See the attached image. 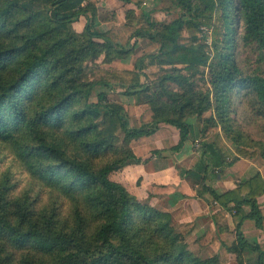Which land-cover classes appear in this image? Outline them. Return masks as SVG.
<instances>
[{"label": "trees", "instance_id": "obj_1", "mask_svg": "<svg viewBox=\"0 0 264 264\" xmlns=\"http://www.w3.org/2000/svg\"><path fill=\"white\" fill-rule=\"evenodd\" d=\"M121 1L136 7L140 2ZM175 2L183 13L165 23L124 10L126 26L145 21L151 31L136 27L130 38L147 36L159 46L138 57L132 70H117L97 61L127 58L134 44L123 45L95 28L93 2L0 0V264H221L217 254L190 250L169 212L140 203L110 177L122 164L192 147L204 171L198 193H208L218 212L232 218L231 250L238 260L256 252V264H264V251L241 231L245 220L262 225L264 166L222 193L205 184L208 171L230 167L240 157L258 154L264 162V0ZM81 18L79 29L74 24ZM201 25L210 30L212 58L195 41ZM184 32L190 37L182 41ZM155 62L161 72L150 80L144 68ZM89 63L96 66L93 78L85 72ZM196 76L206 89L195 86ZM120 94L149 106L147 128L130 126ZM208 110L212 115L202 117ZM190 116L205 124L199 142ZM162 124L177 131L176 144L135 156L129 141ZM217 126L233 141L230 160L220 133L205 134ZM248 126L263 138L251 137ZM44 191L46 201L40 200ZM218 214L212 213L215 224Z\"/></svg>", "mask_w": 264, "mask_h": 264}, {"label": "crops", "instance_id": "obj_2", "mask_svg": "<svg viewBox=\"0 0 264 264\" xmlns=\"http://www.w3.org/2000/svg\"><path fill=\"white\" fill-rule=\"evenodd\" d=\"M88 1L94 3V0H88ZM102 1L107 2V4L111 7L110 9H112L110 11L113 14L111 15L112 16L111 18H109L110 16H108V18H104V17L101 18L106 23L110 22V27L107 29L98 28L96 25L97 18H95L94 21L95 28L99 29L100 31L107 32L108 35L112 37L115 41L120 42L117 39L116 30H112V23H114L115 25L122 26L124 32L126 30L128 31L129 29L130 33L126 37V40L120 43H123V45H126L127 42H129V44L132 45L134 44L133 54H131L130 56L124 59H115L111 63L107 64L108 68H114L117 70H132L134 67V63L138 57L142 55L154 54L159 46L158 42L149 40L147 36H138L137 38L135 37L130 38L131 33L136 27L142 26V30L146 34H151V31L147 28L145 21H141L139 24L134 23L133 26H126L124 10L127 7L133 8L136 15L140 13H144L146 15H149L150 20L161 21L164 23L170 21L171 19L177 18L179 16V12L182 11L181 8L176 4L175 0H159V3L157 5L155 4L154 6H150L148 9H144L146 8L143 7L144 4L145 6H147V4L153 3L154 0H133V1H140L139 7H136L135 5L125 6L123 1L121 0H102ZM168 1L169 3H167ZM98 12L99 10L97 9V14ZM144 22L145 25L143 26L142 24ZM80 28L82 27H79V29ZM145 61H147L146 64L150 63V60L148 58L145 59ZM125 62H127V65L123 67H119L120 66L119 64H125ZM143 105L147 106L150 112L146 120L148 123L151 119V110L148 105L146 104ZM187 120L193 126V123L190 121V119ZM142 126L143 125H141L140 128H142ZM157 131H159V136H158L159 141L157 142L159 143V145L157 143H154L152 145L151 150H155V149L165 150V149H169L171 146L176 144L178 139V133H176L177 131L175 132L173 130V127L162 124L160 128H158L154 133H156ZM162 131H165L166 134L167 132H169L170 136H167L165 138L163 137L161 139ZM152 135L153 134L146 136L147 140ZM193 135L195 142H197L196 141L197 138L195 137L196 135H195L194 127H193ZM194 155L197 154L192 147L187 152H183L182 154L180 152L174 153L173 156L162 154V156L153 158L145 163H140L141 164L140 167L144 170L146 175H154L156 173H164V174L173 173L171 172L170 169H165V166L161 168L162 165H166L169 162L172 163V161H170L166 157H170V158L173 157L174 161H176L177 163L175 165L176 168L181 169V166H183L186 168L185 172L187 173V175H193L192 172L189 171L191 169L189 165V161L191 160L192 162V160L195 157ZM254 158L256 157H253L250 160L244 159L243 161L245 163L240 159L237 160L227 169L224 168L222 170H216V171L213 170V172H217L216 173L217 175L214 179H211V184H210L211 187L215 189L217 192L222 193L225 192L230 187H232L234 183L249 177L255 170H259L260 172H262L264 163H261L258 166L255 164V161H253ZM178 164H180L181 166ZM191 164L195 166V170L198 172V178L204 175L203 167L199 162V154L197 155V160H195ZM197 164H199V166ZM240 164L243 165L241 166ZM177 175H178L177 180H180L181 179L180 175L179 174ZM195 176H197L196 173ZM188 179H189L188 177L182 178L183 181ZM165 180L167 181H164L162 183L163 185L166 184V182L167 183L171 182L168 181L169 179L167 177L165 178ZM180 188L181 186L178 189ZM193 196L194 198H190V201L188 200L189 202L187 203L183 202L181 205L177 204L174 207H169L168 205H165L161 208L162 211H167V212L177 211L178 214L177 216L184 217L190 222V228L188 230L189 232L185 233L184 235L186 242L189 244L190 250L199 247V249H201L199 254L202 253L203 250L205 251L204 254L205 256L217 254L221 264H224V259H228V260L230 259L232 263L235 262L233 264H256V258H257L256 252L242 254L241 262H239L237 257L236 260L233 258V256H236V254L231 250V247L235 243V231L231 216L227 212L222 210L218 212L219 210L218 205L215 203L214 200H212V198L208 193L206 192L196 193V195L193 194ZM182 199H184V197ZM259 201L261 203L262 213L264 214V193L261 197H259ZM214 212L219 213L217 224H215L212 220V213ZM172 216H173L172 218L173 223L178 224L181 222L180 220H178V218H175L176 214H173ZM241 231L244 235L245 240L250 245H258L261 251H264V219L262 221L261 227L259 228L255 226L253 221L245 220L241 226ZM224 233L227 234V237L224 236ZM192 241H198V242L192 243Z\"/></svg>", "mask_w": 264, "mask_h": 264}, {"label": "rangeland", "instance_id": "obj_3", "mask_svg": "<svg viewBox=\"0 0 264 264\" xmlns=\"http://www.w3.org/2000/svg\"><path fill=\"white\" fill-rule=\"evenodd\" d=\"M159 3V0H154L153 3H149L147 4V6L144 9H148L150 6H154L155 4L157 5ZM169 3V1L167 2ZM151 4V5H150ZM94 5L96 7V9L99 10L98 14H97V21H96V25L98 28L101 29H107L110 27V22L106 23L104 22L101 18H108V16H110L109 18H111L113 15L110 11L112 9H110L111 7L107 4V2H104L102 0H94ZM183 12L180 11L179 15H181ZM84 23L83 18H81L80 20H78L77 23H75L74 25L76 27H82V24ZM143 26L145 25V22L142 24ZM116 28V29H115ZM199 29H203V32H193V34L195 35V41H199L201 42V44L204 46V51L206 54L209 55V58H212V56L214 55V52L212 51V46H211V39L209 37V33L210 30L209 27L205 26V25H201L199 27ZM112 30H116L117 32V39L120 42H124L126 40V37L129 35L130 30L128 29V31L126 30L124 32V29H122V26L119 25H115L114 23H112ZM190 34L188 32H184L182 34V41L189 39ZM197 42V43H199ZM247 56V54L243 53L242 57ZM135 57V55H134ZM256 56L254 54H251L249 56V59L253 60ZM134 59V58H132ZM157 62V61H156ZM155 62V64L153 66H149L144 68L145 73L148 75L150 80H153L155 75L159 74L161 71H158V66L157 63ZM252 62V61H251ZM147 61L144 62V65H148L146 64ZM97 65H100V67H104L107 68V64H102L100 62V59L97 61ZM119 67H123L125 65H127V62H125V64H119ZM96 66L94 64L89 63L88 66L86 67V74L89 75L90 78H93L94 76L92 75H96ZM202 70L204 72V76L206 75V71L207 68L202 67ZM200 76H196L194 83L195 86L198 89H206L207 85L204 81H202L200 78ZM119 91H122V88L118 87L117 88ZM118 100L122 106V111L123 113H129L130 114V126H136L139 127L141 125L142 128H147L150 123H151V119L150 121L147 123V118H148V114L150 113L147 106L143 105V103H136L135 99L132 96L129 95H124V94H120L118 96ZM209 115H212V110H208L206 111L202 117H207ZM188 119H190V121L193 123V127H194V131H195V137L197 138L196 141L199 142L200 140H202L201 138V129L204 128L205 124L202 123L201 118H198L197 116H190L188 117ZM147 123V124H146ZM140 125V126H139ZM173 130L176 132V130L173 128ZM213 131H218L221 135L222 140L226 143V145L228 146V151L226 152L227 155H229L228 160H230L232 158V156L234 155L233 152V141L227 137L224 132L221 130L220 126L217 127H209L206 129V135L209 136L213 133ZM247 133L253 137V138H263L262 137V133L259 131V129H257L255 126H248L246 127ZM158 132V133H157ZM156 133H153L152 136L149 137V139L147 140L146 136H141L138 138H134L131 139L129 141V147L131 148V151L134 153L135 156H145L146 154H148L151 149H152V145L154 143H157L159 141V131H157ZM177 133V132H176ZM204 134V135H205ZM149 136V135H148ZM170 136L169 132L162 131L161 133V139L164 137ZM248 151H258L257 147H254L248 143H243L240 142ZM159 145V143H157ZM196 152V154L198 155V150H194ZM162 154L167 155L165 152H163ZM197 155H194V159L192 160V162H194L195 160H197ZM162 156V155H161ZM173 156V155H171ZM256 158L253 159V161H255L256 165H260L261 163H264L261 158L258 156V154L255 156ZM157 158V157H156ZM162 158V157H161ZM168 158L170 161H172V163H168L166 165H162L161 168L163 166H165V169H170L171 172L173 173H169V174H164V173H156L154 175H146L144 170L140 167L141 164H135V163H126V164H122L117 171L113 172L111 174V179L116 180L120 183H122L131 194H133L140 203L143 204H147L153 208H157L160 209L165 206L168 205L169 207H174L177 204L181 205L183 202H189L190 198H194L193 194L196 195V193H198V191L201 189V179L203 177V175L201 177L198 178V172L195 170V166L192 165L191 160L189 161V165H190V172H192L193 175H187L186 168L181 166V169L176 168L175 165L177 164L176 161H174V158H170V157H166ZM250 160L251 157H240L238 160ZM9 159H6L5 161H8ZM237 161V160H236ZM235 161V162H236ZM234 162V163H235ZM244 162V161H243ZM233 163V164H234ZM245 163V162H244ZM199 166V164H197ZM241 166L243 164H240ZM228 167H226L227 169ZM216 171V170H214ZM144 173V174H143ZM195 173L197 176H195ZM217 172H213L210 171L208 175V178L205 182V184H208L211 187V179H214L216 177ZM177 174L180 175V180H177ZM168 178V181L171 182H166V184H162L165 180V178ZM188 177V180H182V178ZM213 177V178H212ZM18 180L21 182L22 185H26L27 183V178L24 177L23 175H19ZM174 183H173V182ZM177 183V184H176ZM181 186L180 189H178ZM184 197V199H182ZM47 199V193L44 191V194L42 195V197L40 198V200L42 201H46ZM189 200V201H188ZM185 203V204H186ZM170 216L171 218H173V214H176L175 218H178V220H180L181 222L176 224L173 223L172 221V225L175 227V229L177 231H180L181 236L184 237L185 233L189 232V228H190V222L181 216H177V211H170ZM224 236L227 237V234L224 233ZM186 241V240H185ZM197 243L198 241H192V243ZM187 246L189 248V244L187 243ZM190 249V248H189ZM193 251H195L197 254H199V252L201 251V249H199V247H196L194 249H192ZM205 251L203 250L202 253H200L199 255L201 256H205ZM233 258L236 260V256H233ZM241 261V260H239ZM232 263L231 260L229 259H224V264H230ZM235 263V262H233ZM232 263V264H233Z\"/></svg>", "mask_w": 264, "mask_h": 264}]
</instances>
